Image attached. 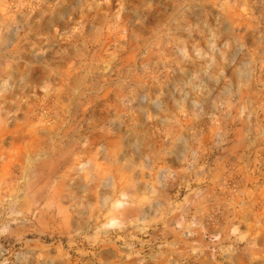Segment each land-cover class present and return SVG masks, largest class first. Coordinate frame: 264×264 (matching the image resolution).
<instances>
[{
    "label": "rangeland",
    "instance_id": "rangeland-1",
    "mask_svg": "<svg viewBox=\"0 0 264 264\" xmlns=\"http://www.w3.org/2000/svg\"><path fill=\"white\" fill-rule=\"evenodd\" d=\"M0 264H264V0H0Z\"/></svg>",
    "mask_w": 264,
    "mask_h": 264
}]
</instances>
